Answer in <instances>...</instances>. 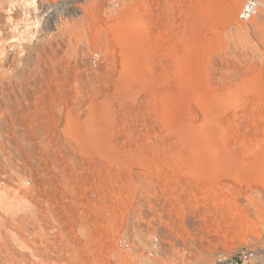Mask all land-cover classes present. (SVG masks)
I'll return each instance as SVG.
<instances>
[{"label": "rangeland", "instance_id": "1", "mask_svg": "<svg viewBox=\"0 0 264 264\" xmlns=\"http://www.w3.org/2000/svg\"><path fill=\"white\" fill-rule=\"evenodd\" d=\"M14 1L0 264H264V0Z\"/></svg>", "mask_w": 264, "mask_h": 264}, {"label": "built area", "instance_id": "2", "mask_svg": "<svg viewBox=\"0 0 264 264\" xmlns=\"http://www.w3.org/2000/svg\"><path fill=\"white\" fill-rule=\"evenodd\" d=\"M260 0H245L239 12V18L243 22L251 20L260 7Z\"/></svg>", "mask_w": 264, "mask_h": 264}, {"label": "bare ground", "instance_id": "3", "mask_svg": "<svg viewBox=\"0 0 264 264\" xmlns=\"http://www.w3.org/2000/svg\"><path fill=\"white\" fill-rule=\"evenodd\" d=\"M12 2H13V4L16 2V1H14V0H12ZM21 2V1H20ZM26 2H28L27 0H26ZM33 2V1H32ZM3 4V3H2ZM5 5V4H4ZM8 5V4H7ZM2 8V7H1ZM1 48V47H0ZM2 51V50H1Z\"/></svg>", "mask_w": 264, "mask_h": 264}]
</instances>
